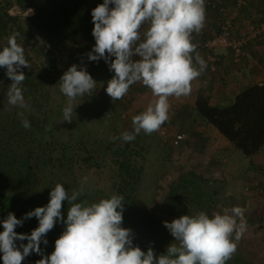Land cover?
Wrapping results in <instances>:
<instances>
[{
	"label": "clouds",
	"instance_id": "obj_1",
	"mask_svg": "<svg viewBox=\"0 0 264 264\" xmlns=\"http://www.w3.org/2000/svg\"><path fill=\"white\" fill-rule=\"evenodd\" d=\"M91 16L95 44L86 55L92 62L103 59L114 73L107 81L106 93L112 100H120L139 82L153 96L146 109L132 117L133 132L111 139L131 142L141 131L149 135L158 131L169 119V98L189 95L193 81L207 67L193 42V33L199 34L205 26V0H103L91 10ZM19 35L9 36L0 50V68L6 69L12 81L6 92L8 104L25 108L20 85L26 75L22 69L31 65L24 47L17 43ZM96 84L85 66L73 64L64 72L59 81L60 91L67 97L64 122H72L75 99L91 94ZM18 115L22 126L30 128L23 112ZM87 182L88 177H84L81 186L70 192L56 183L47 205L36 207L21 219L9 212L0 221L3 264H22L32 252L42 257L36 264H226L247 227L245 209L240 206L213 212L211 217L204 211L182 215L163 222L174 242L157 255L151 246L147 251L135 246L132 230L122 227V195L113 193L91 203L80 200ZM64 201L68 204L66 219ZM32 217L38 226L30 234L15 231ZM58 221L64 230L55 240L54 251L45 255L41 243L47 246L44 237ZM17 241L21 243L17 245Z\"/></svg>",
	"mask_w": 264,
	"mask_h": 264
},
{
	"label": "rangeland",
	"instance_id": "obj_2",
	"mask_svg": "<svg viewBox=\"0 0 264 264\" xmlns=\"http://www.w3.org/2000/svg\"><path fill=\"white\" fill-rule=\"evenodd\" d=\"M7 12L11 17H17L22 26L31 33L29 41L20 39L17 42L25 49V57L31 65L29 68L31 78L37 86L36 90H32L33 95L25 96L26 107L22 111H25L24 118L30 112V115L46 129L54 130L55 133L52 136L55 141L72 140L74 144L73 169L47 172L42 177L41 193L43 195H47V191H51L56 183L64 185L69 192L72 189H78L84 177H88L85 190L101 192L105 195L124 194L127 200L138 209L136 212L134 209H129L127 214L140 222L154 218L171 222L182 215H193L199 211H204L211 217L213 212L222 213L226 208L240 206L245 209L247 227L241 238L236 241L237 250L227 263L264 264V182L252 181L259 174L264 181L263 167L251 169V159L243 158L244 155L219 136L208 123L205 122L208 125L207 128H203L202 134L199 133L196 128L203 124V119L196 114V111L185 118L175 115V111L179 110L176 103L181 101L176 97H170L169 119L158 131L150 135L143 131L136 135L137 144L133 146L136 152L132 148L129 154L131 169L129 174L124 175L115 163L116 149L123 147L124 143L121 139L113 140L111 137H120L126 131L133 132L132 117L146 109L153 99L151 90L137 82L130 86L128 93L122 99L112 100L105 91L107 81L114 75L109 70L108 64L103 59L86 64L84 59L76 65L85 66L97 84L91 94L86 93L75 99L73 103L77 106L74 108L72 122H64L63 109L67 105V97L61 93L59 81L70 67L64 69L69 59L66 56L67 53L65 51L52 53L31 23L27 22L33 14L31 8L22 9L13 4ZM251 24L252 27L255 23ZM251 27L248 32L252 31ZM231 28L233 30V25ZM11 35L10 33L9 36ZM207 36L211 35L207 34ZM195 38L198 37L193 33V39ZM94 44L93 38L89 44L91 49ZM76 46L82 48L83 41L77 40ZM37 51H42L55 59L58 68L56 74L47 75L43 71L41 75H37L39 73V60L35 57ZM220 60L221 57H219ZM238 61L233 60V62ZM217 62L213 64L208 62V64L214 67ZM2 73L4 74L3 70ZM10 84L11 82L7 79L4 81L0 74L2 91L7 92ZM17 118L16 128L19 129L22 126L21 118L19 115ZM46 119L48 120L45 121ZM2 122L5 120L0 115V123ZM177 133L185 134V140L179 146H173L170 141ZM78 135L83 136L84 142L88 141L85 143L88 149L97 151L94 162L90 166L84 164L82 159L84 148L81 149L76 144ZM100 140L103 141L102 147L110 145V148L103 153L98 148L97 141ZM255 174L258 175L255 176ZM251 175L255 177L251 178ZM122 179L126 180L125 184H121ZM188 181H194V185H188ZM197 190L211 197V206L205 207L198 198L193 196L198 193ZM175 191L177 192L175 198L179 201L176 204L173 203L176 200H171L169 196ZM13 214L17 213L13 212ZM2 220L1 218L0 221ZM30 224L37 227L38 220L32 217ZM28 227L30 234L34 228L31 230V226ZM64 227L58 221L44 237L48 240L47 246L41 243V249L45 255H50L54 251L55 240L62 234ZM122 227L132 230L135 246H139L144 251L151 246L157 255L162 253L159 248L166 249L170 243L174 242V237L166 229L164 232L159 230L157 242L154 244L152 240L147 242L141 238L142 233L138 229L129 227L124 222ZM0 231H3L2 225H0ZM20 243L17 241V245ZM41 258L40 255L32 252L22 261V264H36V261ZM0 264H3L2 259Z\"/></svg>",
	"mask_w": 264,
	"mask_h": 264
},
{
	"label": "trees",
	"instance_id": "obj_3",
	"mask_svg": "<svg viewBox=\"0 0 264 264\" xmlns=\"http://www.w3.org/2000/svg\"><path fill=\"white\" fill-rule=\"evenodd\" d=\"M249 1L244 0V4L238 5L237 0H230L232 9L229 11L230 13L225 14L218 27L228 18L233 25L236 16L244 11L249 5ZM100 3H103V0H0V50L7 45V38L10 33L20 34L17 37V42L20 39L29 41L31 38V33L22 26L21 21L17 17H11L7 12V9L15 4L22 9L28 7L33 10V14L27 19V22L31 23L33 29L50 47L52 53L64 51L67 53L66 56L69 59L64 69L82 62L84 59L86 64L90 63L92 61L88 60L86 53L91 51L89 44L94 38L92 36L94 25L91 10ZM206 6L210 10L216 8V4L212 0H206ZM258 22H264V19ZM218 30L219 28L216 32ZM77 40L83 41L82 48L76 46ZM35 57L39 60V73L37 75H41L43 71L47 75L57 73L58 68L54 58L42 51H37ZM22 70L26 75L25 80L20 85L24 90V97L28 94L33 95L32 90H36L37 86L31 78L29 69ZM5 73L6 69L0 68V74H2L4 81L7 79L12 83ZM0 88V115L5 120V122L0 123V219H5L9 212L17 213L15 216L17 219H21L25 213L34 210L36 207L45 206L49 202L50 190L47 191L48 196L41 193L42 177L47 172L60 170L63 172L67 168L73 169L74 144L72 140L55 141L52 136L55 133L54 130L52 128L46 129L43 124L30 115V112H28L26 119L30 122L31 127L26 129L21 126L17 129V116L24 108L9 105L6 92L2 91V85ZM25 99L27 98L25 97ZM195 111L200 118L218 132L219 136L245 157L255 155L264 145V85L248 86L226 106L211 105L207 98L199 96L195 101ZM121 141L124 145L116 149L115 163L126 175L131 169L129 154L132 152V148L136 152L133 146L137 144V140L135 138L131 142H124L122 139ZM87 142H84L82 135H78L76 144L81 149L84 148L82 159L84 164L90 166L94 162V155L97 151H93L92 148L88 149L85 144ZM97 143L101 153L110 148V145L102 147V140L97 141ZM120 182L125 184L126 180L122 179ZM188 185H194V181H188ZM118 190L122 191L121 189ZM197 192L193 196L198 198L205 207L211 206V197L207 193H200L199 190ZM118 194L124 197V224L138 229L142 233L141 238L145 241L150 242L152 240L156 244L159 230L164 232L166 229L163 221L154 218L140 222L135 217L129 216L127 214L129 209H134L135 212L138 209L127 200L124 194ZM176 194L175 191L169 195L171 200H176L173 201L174 204L179 202L175 198ZM109 197L110 195L101 192L85 190L80 200H88L91 203L100 198ZM67 209L66 201L62 205L64 217L67 216ZM141 216L143 215L141 214ZM31 219L25 220L22 226L16 227L15 231L29 234L28 226H31V230L36 228V225L30 224ZM159 249L162 253L166 251L163 248ZM226 264L228 263L226 262Z\"/></svg>",
	"mask_w": 264,
	"mask_h": 264
},
{
	"label": "crops",
	"instance_id": "obj_4",
	"mask_svg": "<svg viewBox=\"0 0 264 264\" xmlns=\"http://www.w3.org/2000/svg\"><path fill=\"white\" fill-rule=\"evenodd\" d=\"M212 1L216 4V8L210 10V8L206 6L205 0V26L199 34L194 33V35L198 37L195 39L207 38V34L212 35L216 32L222 18L225 17V14L227 15V13H230L229 11L232 9L230 7V0ZM263 19L264 1L250 0L249 5L244 11L236 16L233 22V34L235 36L245 34L251 27V23ZM197 52L206 61L204 52ZM193 56H195V53ZM206 64L207 67L205 71L193 81L191 93L187 96L177 98L183 103V105L180 102L176 103L179 110L175 111V115L185 118L191 113L194 114L195 101L199 96L207 98L211 105L226 106L233 101L238 93L248 86L254 84L264 85V35L261 40L253 39L249 41L238 62L231 61L230 55L224 54L214 67H210L207 61ZM207 126L205 120H203V124L196 129L202 134L203 128H207ZM243 158L251 159V169H261L264 167V145L255 155L251 157L244 156ZM257 175L255 174V176ZM255 176L251 175V178H254ZM261 179L262 177H260L259 174L258 177L252 181L264 182Z\"/></svg>",
	"mask_w": 264,
	"mask_h": 264
},
{
	"label": "built area",
	"instance_id": "obj_5",
	"mask_svg": "<svg viewBox=\"0 0 264 264\" xmlns=\"http://www.w3.org/2000/svg\"><path fill=\"white\" fill-rule=\"evenodd\" d=\"M238 5L244 4V0H237ZM232 24L229 18L225 20L216 33L205 39L194 40L197 44V51L204 52L205 59L211 64L219 61V57L229 54L234 61H238L243 54L244 48L249 41L260 40L264 34V22L255 23L251 27L252 31L247 32L239 37L232 33ZM163 133V131H162ZM185 139V134L177 133L173 136L170 143L173 146H179ZM264 172V168H263Z\"/></svg>",
	"mask_w": 264,
	"mask_h": 264
}]
</instances>
